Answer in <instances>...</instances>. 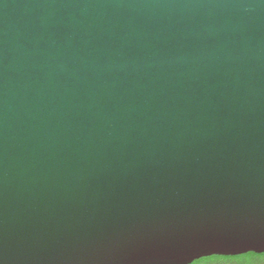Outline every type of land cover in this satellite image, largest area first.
Instances as JSON below:
<instances>
[{
	"label": "water",
	"instance_id": "obj_1",
	"mask_svg": "<svg viewBox=\"0 0 264 264\" xmlns=\"http://www.w3.org/2000/svg\"><path fill=\"white\" fill-rule=\"evenodd\" d=\"M250 249L264 0H0V264Z\"/></svg>",
	"mask_w": 264,
	"mask_h": 264
},
{
	"label": "snow or ice",
	"instance_id": "obj_2",
	"mask_svg": "<svg viewBox=\"0 0 264 264\" xmlns=\"http://www.w3.org/2000/svg\"><path fill=\"white\" fill-rule=\"evenodd\" d=\"M252 251L255 250L250 249L241 253H220L215 251L200 253L190 257L187 264H242V260L240 258L244 257L246 253Z\"/></svg>",
	"mask_w": 264,
	"mask_h": 264
},
{
	"label": "trees",
	"instance_id": "obj_3",
	"mask_svg": "<svg viewBox=\"0 0 264 264\" xmlns=\"http://www.w3.org/2000/svg\"><path fill=\"white\" fill-rule=\"evenodd\" d=\"M242 260V264H260L264 261V253L255 254V253H247L244 257L240 258Z\"/></svg>",
	"mask_w": 264,
	"mask_h": 264
},
{
	"label": "rangeland",
	"instance_id": "obj_4",
	"mask_svg": "<svg viewBox=\"0 0 264 264\" xmlns=\"http://www.w3.org/2000/svg\"><path fill=\"white\" fill-rule=\"evenodd\" d=\"M260 264H264V261H263V262H261Z\"/></svg>",
	"mask_w": 264,
	"mask_h": 264
},
{
	"label": "clouds",
	"instance_id": "obj_5",
	"mask_svg": "<svg viewBox=\"0 0 264 264\" xmlns=\"http://www.w3.org/2000/svg\"><path fill=\"white\" fill-rule=\"evenodd\" d=\"M211 259H217V258H211Z\"/></svg>",
	"mask_w": 264,
	"mask_h": 264
}]
</instances>
